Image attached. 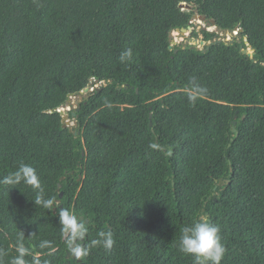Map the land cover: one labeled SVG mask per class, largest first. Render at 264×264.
<instances>
[{"label": "trees", "instance_id": "obj_1", "mask_svg": "<svg viewBox=\"0 0 264 264\" xmlns=\"http://www.w3.org/2000/svg\"><path fill=\"white\" fill-rule=\"evenodd\" d=\"M190 29L206 45L174 46ZM238 31L255 62L218 43ZM77 95L78 135L60 113ZM20 163L88 221L85 244L108 230L115 244L67 258L58 213L0 185V264L21 232L28 264H195L179 240L201 217L221 229V264H264V0H0V178Z\"/></svg>", "mask_w": 264, "mask_h": 264}, {"label": "clouds", "instance_id": "obj_2", "mask_svg": "<svg viewBox=\"0 0 264 264\" xmlns=\"http://www.w3.org/2000/svg\"><path fill=\"white\" fill-rule=\"evenodd\" d=\"M132 55L131 48L123 50L119 56L120 63L124 64L130 61ZM205 92V88L193 81L188 90L189 102L194 104L198 97ZM149 147L157 149L158 145L153 143ZM21 184L31 187L36 193L33 200L36 206L47 209L49 212L55 210L58 213L61 235L73 257L80 258L88 255L90 247L100 246L107 252L113 249L115 239L111 230L99 231L97 239H92L88 244L84 243L88 233L86 222L70 209L59 206L56 198L46 193L41 178L32 165L20 163L15 171L0 178V185L14 187ZM220 233L221 229L217 224L201 217L191 225L183 227L179 240V250L183 254L193 257L195 264H221L227 249L222 243ZM22 237L23 232H21V237L16 242L17 255L11 259L10 264H28L25 257L29 254V249L25 247ZM39 246L40 248H50L51 242L44 240ZM7 255V251L0 248V258ZM32 264H41V261L33 256Z\"/></svg>", "mask_w": 264, "mask_h": 264}, {"label": "rangeland", "instance_id": "obj_3", "mask_svg": "<svg viewBox=\"0 0 264 264\" xmlns=\"http://www.w3.org/2000/svg\"><path fill=\"white\" fill-rule=\"evenodd\" d=\"M196 26H197V30L200 31L201 29H209L208 31L210 32H213L215 31V28H212V27H209L206 23H204L203 21L201 20H197L195 22ZM191 34L192 32H187L185 34H179V33H175L173 35V43H174V46L175 45H180V44H190L192 46H195V47H198V48H203L205 45H200V41H203L202 40V37H200L198 40L197 39H194V38H191ZM235 37L237 36H234V35H229L228 37H223L222 35V40L224 42H232L234 39H236ZM229 42V43H230ZM99 87V86H97ZM92 91V90H90ZM86 95V94H84ZM82 100V96L81 95H77V96H72V98H70V104L67 105L65 108L61 109L60 113H63V116H66V115H71V113L73 111H75L78 106L76 105L77 103H80ZM65 111V112H64ZM69 121V126L71 128H74L75 126H77L76 122L74 120H68Z\"/></svg>", "mask_w": 264, "mask_h": 264}, {"label": "water", "instance_id": "obj_4", "mask_svg": "<svg viewBox=\"0 0 264 264\" xmlns=\"http://www.w3.org/2000/svg\"><path fill=\"white\" fill-rule=\"evenodd\" d=\"M182 9H186V8L183 6ZM202 21H203V20H202ZM192 31H193V30L190 29L188 32H192ZM241 32H242V31H238L237 34H235L234 32H226V33L223 34V37L225 38V37H228L229 35L237 36V37H235V38H236L237 43L241 44V51L243 52V54H244V55H247V56H248L253 62H255L256 52L253 51V50H251L250 48L247 49V50L244 49V47H243V45H242L243 42L240 40ZM178 33H181V32L178 31ZM182 33L185 34V33H187V31H182ZM222 42H224V41H223V40H219V41H218V43H222ZM229 42H230V41H229ZM229 42H225V43L229 44ZM234 42H235V40H233V41L230 42V43L233 44ZM245 42H246V41H245ZM200 44H201V45H205V43H204L203 41H200ZM172 48H173V46H172L170 49H172ZM89 91H90V90L87 88V89H85L82 93H83V94H87ZM76 105L78 106V108L75 110L74 113H72V118H75V117H76V113H78V112L80 111V109H79V103H77ZM61 115H62V117H63L64 128H67V129L70 130L71 133H75L76 135H78L77 127L75 126L74 128H71V127L69 126V121H68V120H69V115L63 116V113H61ZM237 118H238V116L236 115V117H235V121L233 122V130H232V131H233L234 134H237V130H236V126H237V122H236V120H237ZM83 155H85V154H83ZM81 180H82V177H80L79 181H81ZM62 181H64V179H62ZM223 183H224V182L221 181L220 184H223ZM60 198H63V194H62V193L60 194ZM55 213H56V211H55ZM86 223L88 224V221H86ZM70 257H73V256H72V254L69 252L67 258H70ZM73 259H76L79 263H81V260H80L79 258L73 257Z\"/></svg>", "mask_w": 264, "mask_h": 264}, {"label": "built area", "instance_id": "obj_5", "mask_svg": "<svg viewBox=\"0 0 264 264\" xmlns=\"http://www.w3.org/2000/svg\"><path fill=\"white\" fill-rule=\"evenodd\" d=\"M178 33V32H177ZM180 34V33H179ZM235 34H237V33H235ZM72 98V97H71ZM69 104H70V102H69Z\"/></svg>", "mask_w": 264, "mask_h": 264}, {"label": "bare ground", "instance_id": "obj_6", "mask_svg": "<svg viewBox=\"0 0 264 264\" xmlns=\"http://www.w3.org/2000/svg\"><path fill=\"white\" fill-rule=\"evenodd\" d=\"M201 45V44H200ZM65 112V111H64Z\"/></svg>", "mask_w": 264, "mask_h": 264}]
</instances>
